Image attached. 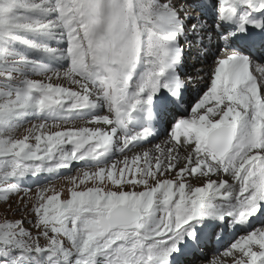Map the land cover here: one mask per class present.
Masks as SVG:
<instances>
[{
  "label": "snow or ice",
  "instance_id": "obj_1",
  "mask_svg": "<svg viewBox=\"0 0 264 264\" xmlns=\"http://www.w3.org/2000/svg\"><path fill=\"white\" fill-rule=\"evenodd\" d=\"M209 33L221 47L192 105L186 53ZM254 59L264 61V0H0V264H196L230 231L242 233L223 250L231 264H264ZM30 116L40 122L16 135ZM84 116L104 127L59 123ZM161 134L164 147L113 159ZM79 162L89 167L69 178L68 198L46 182L34 200L20 195L27 179ZM221 175L232 182L211 178ZM13 211L30 213L35 233Z\"/></svg>",
  "mask_w": 264,
  "mask_h": 264
},
{
  "label": "bare ground",
  "instance_id": "obj_2",
  "mask_svg": "<svg viewBox=\"0 0 264 264\" xmlns=\"http://www.w3.org/2000/svg\"><path fill=\"white\" fill-rule=\"evenodd\" d=\"M193 1V3L198 2L197 0H190V2ZM192 9H190L191 12ZM192 13V12H191ZM211 21V20H210ZM195 23V22H193ZM192 45L194 46V48L191 49V51L187 50V54H186V61L185 64L188 65L190 64L192 61H189V63L187 62V56H189V54H192V58H197V60L195 61L196 66H192L189 65L188 69L184 72L188 73L189 77H193V76H197L200 75V80L197 81H193L190 83L189 87L192 90H195V92H193V95L190 97V99H194L196 98V102L197 99L202 96L203 92L207 90L206 85L210 84V81L207 78L206 72L208 69H214L215 63L214 61L217 59V52L219 50V48L221 47V41L216 37L215 33H209L205 36L204 42L203 44L199 43L195 38H193L192 41ZM195 49V50H193ZM194 51V52H192ZM207 51V55H202L201 53ZM66 67V65H63V62H61V65H58V67ZM203 70V71H202ZM33 75H35L39 80H45L46 76H42L40 74V72H36ZM54 83H58V82H62V83H66L68 82L66 79H61V80H54ZM210 86V85H209ZM195 104V103H194ZM193 104V105H194ZM187 107V105H186ZM191 114V113H190ZM34 117V116H32ZM30 119V117H29ZM35 119H38V117H35ZM80 119V121H72L69 120L67 122L62 121L60 123L61 127H69V126H76V127H81V126H85V127H94L96 125L93 124H89L87 121L89 119V117L84 116ZM50 121V120H49ZM55 123V122H54ZM49 125H52V121L51 123H48ZM104 127L103 124H100ZM29 128V127H28ZM24 129L23 131L19 132V136H22L23 134L26 133V130L28 129ZM53 129H51L52 131H56L57 129L55 127H52ZM163 138L162 143L160 144L161 147H164L165 142L167 141L168 137L165 134H161L159 136V138ZM157 139H153L151 140L149 143H140L138 144L136 147L131 148L130 151H126L125 153H119L118 151L115 153L113 159H118L119 161H122V159L125 156H128L130 154L128 153H132L135 149H139V151H145V150H150L153 149L155 147L152 146L153 142H155ZM141 147V148H140ZM139 152V153H141ZM155 155H159V153H155ZM185 156V152H181L180 153V158L181 160H183ZM111 161H109L110 163ZM81 164H84L83 162H79V163H74L71 168L69 170L75 171L74 175L77 176L78 174H81L86 168H88V165H83L81 166ZM102 166V165H101ZM181 167H183V163L180 165ZM63 169L60 170V172H62ZM73 175V176H74ZM43 176V175H41ZM223 176V177H222ZM67 177L63 178V182L67 179ZM212 179H225L224 175L221 176H212ZM226 179H229L230 183L232 182L231 179L229 177L226 176ZM194 184H199L204 182V178L201 177L199 180H193L192 181ZM27 183V182H25ZM82 187V185H81ZM27 192V191H26ZM31 191H28V193H30ZM34 192V193H33ZM33 195H35V191H32V193H30L31 198H34ZM256 227H260L261 225L259 223H256L255 225ZM233 234V236L231 235ZM240 233L239 231H231L228 234H226L224 236V238L220 241L217 240H212L211 243L205 248V250H203V254L206 255L208 254L211 258H215L217 260H219L221 262V264H227L226 262H229L231 264V257H224L222 255L224 248L236 237L238 236ZM207 255V257H208ZM209 258V257H208ZM206 259L204 257H202L201 255L198 254V259L196 260V264H207L205 263Z\"/></svg>",
  "mask_w": 264,
  "mask_h": 264
},
{
  "label": "rangeland",
  "instance_id": "obj_3",
  "mask_svg": "<svg viewBox=\"0 0 264 264\" xmlns=\"http://www.w3.org/2000/svg\"><path fill=\"white\" fill-rule=\"evenodd\" d=\"M192 2V1H191ZM192 12H194V13H196L195 12V10H191ZM53 46H56V45H53ZM42 76H46V74H44V73H40ZM31 78L32 79H38L35 75H32L31 76ZM39 80V79H38ZM58 83H61V84H63L64 86H70V84H69V82H66V83H62V82H58ZM210 85V84H209ZM196 102V98H194L193 100L191 99H189V103L190 104H194ZM102 114H106V112L105 113H102ZM189 114H190V112H189ZM80 120H83V119H75V120H72V121H80ZM51 121L52 120H50V121H48V123H51ZM40 122V120H38V119H35V117H32V116H30V119L28 118V120H27V122L26 123H24L18 130H17V132H16V135H18L19 136V132L20 131H23L24 129H26V128H30L33 124H36V123H39ZM62 121H60L59 123H61ZM54 123V121H52V124ZM96 126H100V127H103L102 125H96ZM81 127H85V126H81ZM92 127V126H91ZM51 129H53V128H51ZM166 135V134H165ZM163 138L164 137H162V138H158L155 142H153V144H152V146H154V145H157V144H161L162 143V141H163ZM162 140V141H161ZM141 148V147H140ZM139 152H141V150L139 151V149H135L132 153H128V154H130V155H128L127 157L129 158V162H131V158L134 156V155H136V154H138ZM185 155H186V153H185ZM124 159V158H123ZM122 159V160H123ZM115 160H118V159H115ZM111 163V162H110ZM141 163H143V161H141ZM83 165H85V164H81V166H83ZM88 168H86L85 170H87ZM74 173H75V171H72V170H69V169H63V171L62 172H59V178H55V176H52V175H48V174H41V175H43V176H41V175H39L38 177H33V178H30V179H27L25 182H27V183H25L24 182V187H25V189H26V191L25 192H22L20 195L21 196H25V195H27L28 197H30L31 198V196H30V193H32V191H35V195H33V197L34 196H36V193H37V190H38V187H40V186H45V182L47 183V185H49V186H53V187H55V189L57 190V191H61V198L62 199H66V198H68L69 197V193H70V190H71V184H70V182H69V178L70 177H72L73 175H74ZM75 176V175H74ZM65 177H67L66 179H67V181L65 180L64 182L62 181L63 180V178H65ZM223 177V176H222ZM224 178L226 179V176H224ZM88 186H91V184H89ZM84 187V185H82V187L81 188H83ZM28 191H31L30 193H28ZM34 193V192H33ZM32 200H34L35 199V197L34 198H31ZM8 203H10L11 204V206H12V209H15L16 207H17V205H19V204H21V201L15 196V195H13L12 197H11V199H10V201L8 202ZM29 208L31 207V204L29 203ZM7 207H8V204L7 203H4V202H0V219H2L3 218V216L5 215V210L7 209ZM8 215H9V217L10 218H13V219H15V218H20V217H22V216H24V217H27V220L29 221V223H26L25 224V227H27V228H30V229H32L33 230V232L35 233V229H34V224L32 223V221H33V216L30 214V213H28V212H8L7 213ZM231 232V231H230ZM231 235V234H230ZM231 236H233V234L231 235ZM199 255H201L202 256V254H199ZM203 257V256H202ZM207 257V256H206ZM209 257V258H208ZM208 257H207V259H206V261H205V263H207V264H209V261H211V260H213V259H215V258H211L209 255H208ZM204 258H205V256H204ZM227 264H230L229 262H226Z\"/></svg>",
  "mask_w": 264,
  "mask_h": 264
}]
</instances>
